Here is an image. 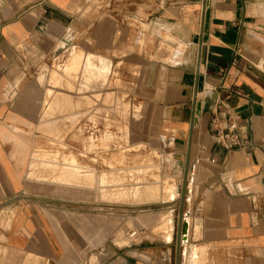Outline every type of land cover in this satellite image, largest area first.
Returning a JSON list of instances; mask_svg holds the SVG:
<instances>
[{"label":"crops","instance_id":"crops-1","mask_svg":"<svg viewBox=\"0 0 264 264\" xmlns=\"http://www.w3.org/2000/svg\"><path fill=\"white\" fill-rule=\"evenodd\" d=\"M80 56L81 69L69 71ZM136 72L151 96V122L167 133L149 137V150L159 148L149 154L163 163L148 155L142 162L152 165L144 181H158L160 197L89 201L31 187L36 146L57 140L63 128L65 144L78 145L72 113L98 105L88 97L100 95L104 76ZM90 73L102 77L81 88ZM79 95L87 97L80 109ZM57 98L65 101L60 108ZM231 113L238 144L227 146L211 121L218 117L229 131ZM140 138L146 144L143 132ZM83 148L65 155L87 160ZM188 155L182 264H264V0H0V264H172ZM131 170L132 186L139 174ZM90 202H97L92 213ZM121 206L126 218L104 210ZM145 206L153 210L138 217Z\"/></svg>","mask_w":264,"mask_h":264},{"label":"rangeland","instance_id":"rangeland-1","mask_svg":"<svg viewBox=\"0 0 264 264\" xmlns=\"http://www.w3.org/2000/svg\"><path fill=\"white\" fill-rule=\"evenodd\" d=\"M80 63L81 56L79 58L72 57L68 62L67 68L69 71H74L76 69L80 70ZM90 65L91 61L88 57L82 68L86 69ZM136 73V77L130 74L132 78L128 73H115L113 76H110L108 81L106 76H104L102 82L107 83L103 86V89L99 90L100 95L98 97L95 96L94 102H92L93 99H91V97H88L89 106L92 104L98 105L94 107L90 106L88 111L80 110L72 113L73 118L69 124H71L72 127L74 140L80 142L78 145L71 147L65 144L64 139L66 135H64L65 131L63 128L61 132L58 133L57 140L46 141L36 146L37 148L34 155H32L29 170V172L32 171L34 174H28L31 187H46L48 190L56 193H67L79 199L89 201L128 202L131 196L137 199L153 196L154 200L160 197L161 188L158 185V181L152 183L144 181L145 174L148 172V169H145V167H151L152 165L148 163L142 164V162H144L148 155L150 158H153L152 162L158 163L159 165L163 163L159 158H156L155 154H149L152 150L157 151V149H159L158 147H153L152 150H149V147L154 146V144L149 141V137H161L167 133L164 132L160 121L156 123L151 122V117L154 114L149 104L151 96L144 95L143 84L145 82L140 79L139 73ZM101 77L102 76L97 77L90 73L88 77L85 78V75L82 74L83 79L81 81V88L90 89L91 84L95 81H99ZM96 89L98 88L94 87L95 91ZM49 93L51 94L52 91ZM86 100L87 97L83 95H79L78 98H73V101L79 102L78 109H80V105L87 104ZM55 102L57 105L56 108H60L61 105L65 104L62 98H57ZM146 102L148 104V109H145L144 105L142 106V103ZM136 107L140 108L128 112V110ZM44 114L45 117H48L53 113L48 111ZM141 115L145 117L138 119ZM62 123L66 125V123ZM42 125H49V123L43 122ZM139 126L143 127V131ZM142 132L143 140L146 141L147 147L145 143L141 142L140 136H142ZM147 141L150 143L148 144ZM151 141H153L155 145L160 144L159 140L157 142L156 138H151ZM81 144L84 146L82 149L83 153H89V159L80 160L76 155H65L66 152H78L82 147ZM162 144L163 143H161V145ZM99 151L105 152V159L96 158V152ZM164 151L171 152V148L166 146ZM109 153H113L112 156L108 155ZM168 163L169 162L164 161L165 165H163L164 168L169 166L171 172L172 164L169 163L168 165ZM113 168H119L121 172L116 174L117 171H114L115 173H113ZM131 169L135 170L136 174H139L137 176V183L132 184V186L126 183L128 179L126 172L129 170L128 173H130ZM132 170L131 172L133 173ZM156 170L157 169H155V171ZM169 170L163 171L166 175L163 177L166 182L170 179L168 178L170 176H167L169 175ZM150 171L146 179L153 180L154 177ZM72 178L80 182L79 185L82 186L81 189H78L75 184L71 183ZM47 179H52L51 181L53 183L44 184ZM168 181L171 182L170 180ZM181 187L182 186H180V188ZM148 190L155 195H151ZM171 190H173L172 195L170 194ZM58 195L62 197L68 196L66 194ZM177 196L178 192L175 190V187H171L169 189V197L177 198ZM96 204L97 202L89 203L90 213H92L91 211L94 209L96 210ZM104 210H106V213H115V215L118 216L121 215V218H126L128 216V209L124 206L115 207L114 209L104 207ZM150 210L153 209L149 206L138 208L139 213L140 211L142 212L138 217L144 218L146 212ZM160 210L159 207H155L154 209V211ZM143 223L145 222L143 221ZM127 226H129L128 223L125 224L124 222L121 228ZM121 231L122 233L120 235L125 237V229ZM143 237L144 234L137 236L136 239L140 241ZM175 253L176 251L174 250L172 264H176Z\"/></svg>","mask_w":264,"mask_h":264},{"label":"water","instance_id":"water-1","mask_svg":"<svg viewBox=\"0 0 264 264\" xmlns=\"http://www.w3.org/2000/svg\"><path fill=\"white\" fill-rule=\"evenodd\" d=\"M201 55H202V43H200V49H199L198 73L200 71ZM189 167H190V155H188L186 162L185 177H184V183H183L181 199H180V212H179L177 248H176V264H182L183 252H184L183 246L188 240L189 223L185 214V202H186V188H187Z\"/></svg>","mask_w":264,"mask_h":264},{"label":"built area","instance_id":"built-area-1","mask_svg":"<svg viewBox=\"0 0 264 264\" xmlns=\"http://www.w3.org/2000/svg\"><path fill=\"white\" fill-rule=\"evenodd\" d=\"M238 94H241L240 91H237ZM229 120L231 124V128L229 131H225L221 126H220V120L218 117H214L211 121L212 129L215 134V139L217 140L218 143L222 145H231V144H238V135L235 132L236 131V117L231 113L229 115Z\"/></svg>","mask_w":264,"mask_h":264},{"label":"bare ground","instance_id":"bare-ground-1","mask_svg":"<svg viewBox=\"0 0 264 264\" xmlns=\"http://www.w3.org/2000/svg\"><path fill=\"white\" fill-rule=\"evenodd\" d=\"M47 176H48V175H47ZM51 180H52V179H51ZM51 180H50V179H47V181L45 180L44 184H52L53 182H52ZM71 183L75 184V186H76L78 189H81V187H82V186L79 185L80 182H77V180H75V179H73V178L71 179ZM55 184H56V183H55ZM172 192H173V190H171V193H170L171 195H172ZM172 198H173V197H172ZM163 219H164V218H163ZM169 223H170V222H169V219H167L166 222H165V224H164V225H165L164 227H165L166 229L168 228V229L171 230V229H172V224H169ZM164 227H163V228H164ZM164 230H165V229H164ZM165 233H166V232H165ZM168 235H172L171 231L168 232V233L166 234V236H168ZM164 238H165V237H164ZM166 238H167V237H166Z\"/></svg>","mask_w":264,"mask_h":264}]
</instances>
